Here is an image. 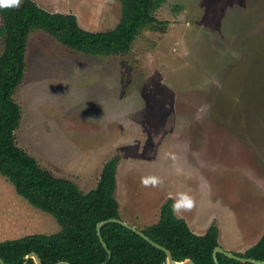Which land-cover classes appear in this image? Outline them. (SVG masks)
Returning a JSON list of instances; mask_svg holds the SVG:
<instances>
[{"label":"rangeland","instance_id":"obj_1","mask_svg":"<svg viewBox=\"0 0 264 264\" xmlns=\"http://www.w3.org/2000/svg\"><path fill=\"white\" fill-rule=\"evenodd\" d=\"M35 1L91 31L121 16L119 0ZM156 16L165 32L109 57L33 30L16 141L84 192L116 158L123 221L154 224L186 194L193 207L177 215L198 234L217 224L221 246L244 252L264 232V0H166ZM58 229L0 175V241Z\"/></svg>","mask_w":264,"mask_h":264},{"label":"trees","instance_id":"obj_2","mask_svg":"<svg viewBox=\"0 0 264 264\" xmlns=\"http://www.w3.org/2000/svg\"><path fill=\"white\" fill-rule=\"evenodd\" d=\"M166 0H119L121 16L110 29L91 31L81 26L75 13L50 11L35 0L0 7V175L32 206L51 214L58 231L32 233L0 241V256L6 264H38L28 257L36 253L43 264H168L167 254L144 237L119 222L101 227L110 218L121 219L115 197L116 158L109 160L95 188L84 192L73 180L58 177L43 168L37 158L16 141L15 131L22 108L15 100L16 89L26 74V52L30 33L40 29L67 47L90 56H117L129 53L137 38L147 29L167 30L168 21L156 16ZM173 199L162 206L159 220L140 229L153 241L169 249L176 261L192 259L196 264H216L213 253L220 246L219 227L212 223L198 234L187 221L172 211ZM243 257L264 261V232L244 252ZM220 264L240 262L218 253ZM0 264H2L0 262Z\"/></svg>","mask_w":264,"mask_h":264},{"label":"water","instance_id":"obj_3","mask_svg":"<svg viewBox=\"0 0 264 264\" xmlns=\"http://www.w3.org/2000/svg\"><path fill=\"white\" fill-rule=\"evenodd\" d=\"M108 222H119V223L127 226L128 228L132 229L133 231H135L136 233H138L142 237H144L146 240H148L150 243H152L157 248H160V249L164 250L166 252V254H167L168 264H196L192 259H186L184 261H176L169 249H167L163 245L153 241L150 237H148L143 231H141L137 227H135V226L123 221L122 219H119V218H110V219H107L105 221H102V222L98 223L97 229H98V233H99L100 237H101V232H100L101 231V227L104 224L108 223ZM101 240L103 242L104 247L109 251V255H110L109 259H110L112 253L109 250L107 244L104 242L102 237H101ZM218 253H223L227 257L235 259V260L240 261V262H250V263H253V264H264V261H262V260H257V259H253V258H250V257H243V256H240V255H237L235 252L229 251V250L225 249L221 245L216 247L215 250H214V253H213V257H214V260H215L216 264H220V262L218 260ZM28 257L34 258L38 264H43L41 258L34 252L29 254ZM0 262L2 264H6L4 262V260L1 258V256H0ZM106 263H104V264H106ZM25 264H28V263L25 262ZM57 264H70V263H68V262H59Z\"/></svg>","mask_w":264,"mask_h":264},{"label":"clouds","instance_id":"obj_4","mask_svg":"<svg viewBox=\"0 0 264 264\" xmlns=\"http://www.w3.org/2000/svg\"><path fill=\"white\" fill-rule=\"evenodd\" d=\"M7 5L18 7L20 5V0H12V2H9V0H0V7ZM192 207H193V202L191 198L188 197L186 194H181L179 199H177L173 203L172 211L174 214H180L183 211H190Z\"/></svg>","mask_w":264,"mask_h":264},{"label":"snow or ice","instance_id":"obj_5","mask_svg":"<svg viewBox=\"0 0 264 264\" xmlns=\"http://www.w3.org/2000/svg\"><path fill=\"white\" fill-rule=\"evenodd\" d=\"M9 2H12V0H9Z\"/></svg>","mask_w":264,"mask_h":264}]
</instances>
